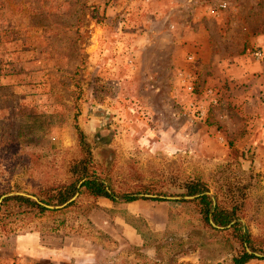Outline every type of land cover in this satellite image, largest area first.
I'll return each mask as SVG.
<instances>
[{"label":"rangeland","instance_id":"rangeland-1","mask_svg":"<svg viewBox=\"0 0 264 264\" xmlns=\"http://www.w3.org/2000/svg\"><path fill=\"white\" fill-rule=\"evenodd\" d=\"M219 1L192 38L160 19L166 0H0V197L71 180L77 110L116 197L81 190L56 213L9 203L0 264H234L251 249L207 227L195 199L141 197H188L191 183L239 207L232 224L263 256L246 264H264V0Z\"/></svg>","mask_w":264,"mask_h":264},{"label":"trees","instance_id":"trees-1","mask_svg":"<svg viewBox=\"0 0 264 264\" xmlns=\"http://www.w3.org/2000/svg\"><path fill=\"white\" fill-rule=\"evenodd\" d=\"M92 17L95 18L96 15L92 13ZM79 117V110L75 112L74 115V129L77 135L78 147L83 153V157L77 161L70 169L71 180L68 183H65L61 186L51 187L46 193L47 196L44 198L39 197V202L48 206H61L64 203L68 202L71 198L75 196L76 193H80L81 190H84V193L88 196H91L95 199H108L110 201H115L116 197L114 191L111 187L105 183V180L101 177H98L93 171V156H92V146L86 141L85 134L80 129L77 124V119ZM231 147V142L229 143ZM236 152V151H235ZM81 183L78 188V184ZM53 188V189H52ZM188 196H198L193 202L197 203L200 210L201 219L204 224L210 229L216 230L210 226L209 221L222 228L229 226V230L238 231V240L241 245L246 243L251 251H255L252 246L250 235L247 232H242L240 230V224L232 222L237 218V212L239 207L234 205L232 207H222L219 205L217 196H215L216 205L212 206V200L207 195H202L206 192H209V189L203 183H191L186 186ZM122 200L125 203L134 202L139 200L134 194L122 196ZM160 201V200H157ZM9 203H16L18 206H25L27 209H35L38 213H56L62 211L59 210H49L44 208L41 205H38L34 201L24 198L21 196L9 197L2 201L0 212L3 207L7 206ZM75 201L69 203L63 210L73 206ZM255 259L253 255L248 254L246 251H243L242 254L233 259L234 264H246L250 260Z\"/></svg>","mask_w":264,"mask_h":264},{"label":"crops","instance_id":"crops-1","mask_svg":"<svg viewBox=\"0 0 264 264\" xmlns=\"http://www.w3.org/2000/svg\"><path fill=\"white\" fill-rule=\"evenodd\" d=\"M221 3L219 0H166L165 7L167 8V12L164 13L161 10L158 14L160 19H169V27L171 29H174V31L179 30V32L182 31L184 36L189 35L194 38L197 35L206 34L209 25L219 19L220 12L218 6ZM137 201L125 204V208L130 210L131 214H136L133 209L135 208V204L140 203ZM102 203L110 206L105 201H102ZM133 239L138 241L136 237ZM64 244L61 246H64ZM61 248L58 251L48 249L46 253L39 254V256L44 258L59 256V252L63 250Z\"/></svg>","mask_w":264,"mask_h":264},{"label":"water","instance_id":"water-1","mask_svg":"<svg viewBox=\"0 0 264 264\" xmlns=\"http://www.w3.org/2000/svg\"><path fill=\"white\" fill-rule=\"evenodd\" d=\"M81 183H82V182H80V183L78 184V186H77L78 188L80 187ZM77 195H78V193H76L75 196H74L73 198H71L68 202L64 203V204L61 205V206H48V205H44V204H42L41 202H39L38 199H36V198L33 197V196H29V195H25V194H20V193H11V194L4 195V196L0 197V207H1V203H2V201H3L4 199L9 198V197H17V196H21V197L28 198V199L34 201L35 203H37L38 205L43 206V207L46 208V209H49V210H59V209H63V208L66 207L69 203L73 202V201L76 199ZM202 195H207V196L211 197V199L213 200L212 196H211L209 193H204V194H202ZM141 197H144V198H159V199L172 200V201H174V200H187V201H188V200H194V199H195L196 197H198V196H188V197H167V198H164V197H155V196L145 195V196H141ZM212 206H213V207L215 206L214 201H213V205H212ZM209 223L211 224L212 227H214V228H216V229H222V227H218V226H216V225L212 222V220H210ZM246 252H247L248 254L253 255V256H255V257H258V258H259V257H263L262 255H259V254H256V253H253V252L249 251L248 249H246Z\"/></svg>","mask_w":264,"mask_h":264}]
</instances>
